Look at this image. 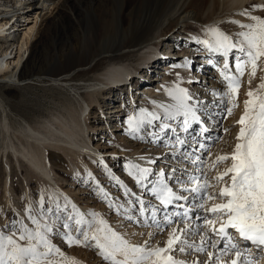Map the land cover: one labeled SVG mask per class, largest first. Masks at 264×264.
I'll return each mask as SVG.
<instances>
[{"label": "bare ground", "instance_id": "1", "mask_svg": "<svg viewBox=\"0 0 264 264\" xmlns=\"http://www.w3.org/2000/svg\"><path fill=\"white\" fill-rule=\"evenodd\" d=\"M243 9H249L252 15L264 18V10H262V13L252 11L249 8V2L246 0H0V83L6 82L9 85L19 86V84H29L33 80L39 79L41 81L49 82L51 87L60 89L65 93L64 90L68 87L73 88L77 86L73 84L75 83V80L81 81V79H86V81L90 80L92 83L95 81L94 84H90L89 86L96 89V91L88 92L90 102L85 100L84 102L86 105L84 108L80 107L79 109L82 108L80 111L77 109L78 107H74L72 97L69 94L65 93L63 97H58L56 94H52L53 106H55L49 111L52 113L50 117L38 120L35 123L28 122L25 126L23 124H18L21 128V132H26L27 139L23 136H18L13 131L11 132L16 120L11 118L7 112L4 113L1 122L2 143L5 158L8 160L6 165L9 169L10 180L7 178L9 182L6 179L4 188H0V198L3 193H5L4 201L0 200V227L11 221L9 218L6 219L7 217H3V211L7 210L8 217H10L14 214V210L9 208V206L17 208L16 205L20 203L14 196L17 195V192L15 191V182H12V178L14 177L12 175L14 164L10 151L16 156L17 164L20 167H22V165L25 166V163L28 164V168L25 170L27 175H25L26 183L23 182L25 189L27 188V185L29 186L31 184V178H35L39 174L44 177L39 178L40 180L42 179L41 188H38V190H34L32 186L31 189L29 188V199L32 204L35 203V199H40L41 194L44 195L45 200L47 201L45 205L46 207H48L47 205L50 206L49 201L53 202L51 199L53 196L61 198L62 195V199L64 200L65 196L61 193V190L68 194L69 192L58 183L59 178L57 179L55 174H59L56 169L59 167L60 172H63V169H67L69 166L74 169L78 162L73 158H70V160L67 159V161L62 155H60V153L52 150L47 141L56 137V140L67 143L69 149H71L70 151L73 150V153L76 152V155L78 152H85L84 149H86V151L88 149L90 152L87 153H91L105 162L108 161L107 157H100L104 152L100 150L98 152L92 144L91 147V138L86 135L87 139H85L84 135L86 130H84V127L79 124V119H81L79 117L82 116V114H84L91 106L94 95L98 94V91L107 94L105 103L108 104V109H112L115 107L111 106L113 103L111 97L114 96L112 94L118 89H123V86H127L126 82H128V79L132 75L137 76L139 72H142L144 77L142 82L151 77L150 79H153L154 82L160 81V83H157V85H155L154 82L149 84L144 83L143 90H141L142 94L140 93V95H136L137 98L134 95L133 100H139L138 104L144 109L157 111L162 114L163 110L154 105L152 101L164 104L173 103L167 90L177 83H179L181 87L189 89L193 94L194 92L195 94L198 93L200 87L199 84H196L195 87H189V82L195 78L193 81L197 83L199 81L198 75L201 74L199 73V70H197L195 77L191 73V65L193 59H195L197 55L200 54L199 57H201L198 66H200V62H206L204 70H202V77H204L205 71L210 67L208 63L210 57L207 51L200 48V44L196 45L194 39L197 38V35L202 39L207 38V36L200 32L202 31L201 29L204 30V27L195 25V22L199 21L209 26L217 23L218 25L227 28V32L232 33L236 30L237 33H239L240 30L243 31L244 29L240 28L238 24L232 23V21L251 23L248 17L241 14ZM224 11H226L225 14H227L228 18H223L220 15V13ZM103 13L107 19L105 29H103L104 26L102 27L101 17ZM180 23L182 27L184 26L183 29H180ZM196 27L198 30L194 31L193 28ZM19 28L23 29L24 32L23 30H21V32L18 31L20 30ZM76 28L81 34V37L78 35V37H80V41H78L79 43H77L78 39H76L74 34ZM236 34L232 36L234 40L237 38ZM170 43H175L178 48H180L179 52H182L183 47H187L188 49L183 50L185 52L182 54L179 53L177 56L172 55L169 51ZM164 44L167 45V47L164 49L163 55L166 54L170 60L167 59L165 55L163 56L162 52L160 53L158 51H161L162 45ZM182 44H185V46L181 47ZM164 57L167 61L162 63L161 60ZM218 57L219 56H216L215 59L217 60ZM137 59L141 61L140 63H136L137 65L135 66L131 65V62H128ZM186 59L191 61L190 66H183ZM222 63L223 60L215 65V69L217 66L215 72H217L220 77L219 69L222 66ZM159 65H163L162 70L158 71L157 74L150 76L149 73L154 72L156 70L155 68H158ZM165 68L169 70L178 68L183 71L180 74V80L175 83H164L168 78V74L164 70ZM261 69H264V59L260 61V69H258L257 75L251 80V83H249V74L246 78L248 84L243 85V82L245 81L242 80L241 85L244 89H239L238 98L240 97V100L238 99V102H240V105L235 108L236 113L231 117L232 120H239L242 115L244 111L243 102L248 99L246 93L249 88L256 89L261 83V77L264 76V70ZM220 80L221 78L219 81ZM118 82L120 83L118 84ZM132 82L133 81L131 80L130 83ZM97 85L100 86L97 88ZM101 86H104L103 89L106 87L103 92L102 90H99L102 88ZM218 86L219 85L212 89L213 93L214 91H218L216 89ZM131 90L129 91L133 92ZM143 93H145L146 96L145 94L143 95ZM213 93L208 101H203L207 102V104L201 108V112L203 113L202 119L206 118L209 120L206 116L209 115L210 117L213 114V106L208 108L209 103L218 99ZM82 95L83 94H81V96ZM81 99L83 98L81 97ZM40 103L44 104L43 102ZM215 104L219 105V110L224 109L223 104L214 103L212 105ZM121 110L122 109L117 107V109L115 108V110L109 112L113 113L114 116L117 112L120 114L119 112ZM219 114H221V112H219ZM214 119H217L216 116ZM203 122L205 124L204 127H207L208 122L205 119H203ZM156 123L158 125L159 122ZM197 126L198 124H193L192 129H197ZM217 128H219V125ZM147 129H149L148 131H158V127H147L146 130ZM177 130L179 131V129ZM189 131L193 132L191 130ZM238 131L239 126L235 131V137L233 136V139L231 138L232 143H226L225 140H222L213 150L211 149V156L208 160L209 165L212 164L217 155L231 153L237 142L236 136ZM21 132L20 134H22ZM194 133L196 132L192 133L193 136ZM205 136L209 137L211 140L207 145L209 147L215 143L217 131L212 134L207 132ZM230 136L228 137L230 138ZM170 137H172V133L168 132L163 140L165 143L164 147L166 148H163L160 152L156 150L154 151V154L151 153V150L144 151L138 148L134 150V154H131V150L126 148L125 150H128L126 154H131L132 157L134 156L135 158L134 160H128V163L129 161H132L143 167H151L154 170L163 168L164 171L166 170V176L170 170V166L181 168H186L185 166H188L189 169L190 167L193 168L188 162L187 164L185 163L182 156L177 155L176 157H173L172 152L175 151V149L171 147L173 141L169 139ZM15 138L16 142L14 141ZM148 139L150 141L149 143H152L153 148H159V146H161H158V143L152 142V139L150 140L149 137ZM51 146L60 147L57 144ZM10 147L12 150H9ZM178 151L182 152L181 149H178ZM110 152L107 154H113L112 159L118 161V157L114 155L116 154V151L112 150ZM183 152L190 151L184 149ZM81 156H83L82 153ZM141 157L146 159H141ZM82 159H86L84 160V164H82L80 168L76 167L75 169L79 174L81 173L80 171H84L86 165L91 166L87 158H84L83 156ZM94 159L93 161H95ZM150 159H156L155 164H149L148 160ZM227 163L228 162L219 165L215 170L210 169L208 171V176H215L217 171H222L223 168L227 166ZM210 171L211 173H209ZM2 174L3 172L0 169V180L4 178ZM94 177L97 182L100 181L99 176L94 175ZM55 186L59 187L60 190L55 188ZM110 186L112 187V185ZM172 186L175 189V185ZM137 187L139 186L137 185ZM103 189L108 193L111 192L109 186H103ZM27 190L26 195L28 196ZM35 192H38V198L35 196ZM139 192L140 195H143L145 200L157 203L152 195L143 192L141 188ZM181 194L187 195V193ZM73 200L77 201L75 198ZM21 202H23V200ZM61 203H63V201H61ZM76 204L79 203L77 202ZM82 208V212H88L85 210L87 208ZM17 209L18 217L24 218L25 223H29L26 219V206L25 209ZM192 215L194 217L195 213ZM29 225L31 227L30 223ZM153 229V231L156 230L155 227ZM165 231L164 236H162L161 233L152 239V246L157 244L163 246L164 241L168 238L167 232L170 231V229H166ZM161 240L162 242H160ZM243 243L244 242L241 241L242 247ZM55 244L59 245L63 251L65 250V247L63 246L65 244L62 245L57 242ZM249 250L253 256L257 255L255 247L249 246ZM72 254V256L70 254L67 255L69 257H74L81 262L84 261L83 257H76V255L79 254V251L76 249L72 251ZM96 256L92 259H96ZM177 256L179 259L188 261L189 264L197 256H199L201 261L207 259L206 255L203 253H193L189 255H181L177 253ZM98 260L99 258L97 256V260L93 264H96ZM253 264H264V256L255 259Z\"/></svg>", "mask_w": 264, "mask_h": 264}, {"label": "snow or ice", "instance_id": "2", "mask_svg": "<svg viewBox=\"0 0 264 264\" xmlns=\"http://www.w3.org/2000/svg\"><path fill=\"white\" fill-rule=\"evenodd\" d=\"M252 8L264 9V5ZM241 14L251 23L232 21L244 29L236 34L235 40L219 26H206L207 38H194L207 51L209 64L220 63L216 56L223 60L219 71L226 87L214 91L218 99L213 103L224 105L225 117L238 107L239 89L246 71L251 83L264 59V18L252 15L249 9H243ZM190 65L191 61L186 59L183 66ZM167 92L173 103L152 101L163 110L162 114L139 109L127 119L128 132L134 138L151 137L154 143H160L171 132L173 157L182 156L194 167L170 166L166 176L163 168L154 170L129 161L126 170L157 203L145 200L118 177L111 176L128 197L125 206V203L111 200L110 194L97 182L98 194L110 201L109 207L117 214L136 224L155 227V231L147 234L149 239L133 243L101 213L82 212L66 197L61 203L59 197L53 196V206L46 207L47 201L41 194L37 206L30 204L25 209L31 227L19 217L0 227V264H82L55 244L53 237H59L68 247L95 250L105 264H189L179 259L177 253H203L207 257L201 261L197 256L190 264H253L255 259L264 256V76L256 89L249 88L246 93L244 111L236 122L239 131L233 150L217 155L211 165L206 143L198 140L188 145L182 136L193 124L203 125L201 108L204 102L179 83ZM147 127H158V131H145ZM208 131L207 127H202V132ZM184 147H191L192 151H178ZM201 149L208 154L204 159ZM155 162V159L148 160L149 164ZM226 162L222 171L209 178L210 169L215 170ZM166 229L170 231L163 246H152L151 240ZM249 246L255 247L256 256Z\"/></svg>", "mask_w": 264, "mask_h": 264}, {"label": "rangeland", "instance_id": "3", "mask_svg": "<svg viewBox=\"0 0 264 264\" xmlns=\"http://www.w3.org/2000/svg\"><path fill=\"white\" fill-rule=\"evenodd\" d=\"M246 1L249 2V8L252 11H254L256 13H260V12L262 13V10H264V9H253L252 8L253 5H264V0H246ZM225 13H226V11L221 12L220 15L223 18H228L227 14H225ZM101 18H102V27L104 26L103 29H105L106 28L105 26L107 24V22H106L107 19H106L104 13H103ZM195 25H199L201 27H204V30L201 29L202 31H200V30L199 31L201 33H203L204 35H206L205 28H206V26H209V25L203 24L202 22H199V21H196ZM180 26H179L180 29H183L184 26L182 27L181 23H180ZM212 26H219V28L229 36H233L237 33L236 30L232 32L233 34L231 32H227V28H224V27L218 25L217 23H214ZM20 28H23V27H20ZM21 30H23V29H20L18 31L21 32ZM193 30L196 31L198 29L196 27V28H193ZM18 31H16V32H18ZM241 31L242 30H240V32ZM23 32H24V30H23ZM74 34H75L76 39H78L77 43H79L78 41H80L79 38L81 37V34L79 33L77 28L74 31ZM78 35L80 37H78ZM191 35H193V34H191ZM196 37L199 39H202L198 35ZM186 40H188V39H186ZM195 43H196V45H199L196 42V39H195ZM170 44L171 45H170L169 51L172 55L177 56V55H179V53H181V54L184 53L185 51H183V50L188 49L187 47L186 48L183 47V46H185V44L184 45L182 44L181 47H183V50H182V52H179L180 48H178V46L175 43H170ZM166 47H167V45L164 44V45H162V48L160 47L161 51L160 50H158V51L160 53L162 52V55H163V51ZM200 48L203 49V46L200 45ZM164 55L167 59L170 60V58H168V56H166V54H164ZM199 56H200V54L197 55L195 57V59H193V62L191 65V73L194 75V77L197 74L196 73L197 70H199V73L202 74V72H203L202 70H204V65L206 64V62H200V66H198L199 65L198 62L201 61V57H199ZM165 57H164V59H165ZM218 58H217V60H220V59L222 60V58L220 56ZM167 59L165 60V62L167 61ZM181 59H182V57H181ZM140 61L141 60L137 59V60H132V61H128V62H131V65L135 66V65H137L136 63H140ZM229 62L231 64L232 60ZM162 63H164V61H162ZM209 66H210L209 69H207V71H205L206 75L204 74V77H202L201 74L198 75L199 81L197 83L193 81V80H195L194 77H192L194 79H192L191 82H189V87H193V86L195 87L196 84L200 85L198 93L195 94V92H194V94L196 96H198V98L201 101H205V100L208 101L211 97V94L213 93L212 89H214V87H217V85H219L218 88H216L218 91L225 89V87H226V82H224L222 80L223 78L220 77L217 74V72H215L217 69V66H216V69H215V66L212 64H209ZM162 68H163V65H159L158 68H155L156 70L154 72L149 73L150 76L157 74L158 71L162 70ZM164 70L168 74V78L165 80L164 83H169V82L175 83V82H177L178 80H180L181 72H183L178 68H173L170 70L165 68ZM167 74H165V75H167ZM247 75H248V72L246 71V73L244 75L245 78L243 77V79H242L246 83L243 82V85L248 84V82L246 81ZM177 76H179V77H177ZM201 78H202V80H201ZM220 78H221V80L219 81ZM213 81H215V82H213ZM0 82H1V79H0ZM74 82L75 83H73V84L77 85V86H75L73 88L68 87L64 91L66 94H69L72 97V100H73L72 102H73L74 107L75 106L78 107L77 109H79L80 107L84 108L86 105L84 101L86 100V101L90 102V99L88 98V92L96 91V89H94V87L92 88L89 86L90 84L91 85L94 84L95 81H94V83H92L90 80L86 81V79H84V80L81 79V81L75 80ZM153 82H154L153 79H149L148 82L145 80L144 83L149 84V83H153ZM31 83H29V84L22 83V84H19V86L9 85L6 82L0 83V169L2 170V172H3L2 175L4 177L0 180V188L1 189L4 188L6 179L8 178L10 180V174L8 171L9 169L6 165L8 163V160L5 158V152L3 150V143H2L1 122L3 120L4 113L7 112L11 118L16 120L11 132L13 131L18 136H20V137L23 136L24 138L27 139V136L25 134L26 132L25 133H24V131L21 132V130H20L21 128L18 126V124H23L25 126L26 123H28V122H32V123L34 122L35 123L38 120L50 117L52 113L49 111L52 109V107L55 106V105L53 106L52 94H56L58 97H63L65 94L60 89H57L55 87H51V84L47 81H41L39 79L38 80L36 79V80H33ZM133 83H134V81L132 82V85H134L136 89L135 88L134 89L133 88L128 89V85H127V86H123V89H121V90L118 89V90H116L115 93L112 94L114 96L111 97V99H113V101H112L113 103L111 106H115L112 109L107 108L108 104L105 103V100H106L105 98H106L107 94H105L103 92V90L106 87L103 89L104 86L103 87L101 86L102 88H100L99 90L100 91L102 90L103 93H100L97 90L98 94L94 95V97L92 99L93 101H92L91 106L87 109V111H85L84 114H82V116L79 117V118H81V119H79L80 120L79 124L82 127H84V130H86V133L84 135L85 139H87V136L89 138H91L90 145L92 144L93 147L96 148V150H98V152H99V150L104 152V153H102V155L100 157H102V156L107 157L108 161H106V162L103 161V164H101V161H100L101 159H99V157H95L91 153H87V152H90V151H88V149H87V151H86V149H84L85 152H78L76 155L75 151H74L75 153H73V150L70 151L71 149H69L67 143H65L64 141L56 140V137H53V139L48 140L47 143L50 145L52 150L56 151L57 153H60V155H62L66 160L67 159L70 160V158L75 159V161L78 162L76 165L77 168H80V166L82 164H84V160H86V159L83 160L82 159L83 156H84V158H87L89 160V163L92 166V168H91V166L86 165V168L84 169V171H80L81 172L80 174L76 172V170H75L76 167H74V169H73L72 167L69 166L67 169L64 168L63 172H60L59 167L56 169L58 171V174H59V175L55 174L56 178L57 179L59 178L58 183L64 189L68 190L70 195L68 193L62 191V190H61V193L64 194V196L71 202V204H75L80 210L82 207H84V208H87V209H85L87 211L95 210L96 212L101 213L102 215H104V218L106 220H108L109 224H111L114 228H117L116 229L117 231L127 234V238L130 239L133 243H141L144 240L149 239V236L147 234L149 232H153L154 226L149 227V226H145L144 224H136L134 222H131V221L124 219L123 216L117 214L116 211H114L112 208L109 207L110 201L103 200L101 198V195L98 194V185H97V181L95 180V177H94V175L99 176V178H100V181H98L99 187L103 188V186H106V187L109 186V189L111 190V192H109L111 200H116L118 203H125V206H127L126 201H127L128 197H125L124 190L111 178V176L118 177L121 181H123V183L125 185H127L128 188H130L133 192L137 193V195H140V192H139L140 188L137 187L135 179L126 170V167L128 165V160H130V159L134 160L135 159L134 156L132 157L131 154H134V150L136 148H138L140 150H144V151L151 150V153H153V154L155 153L154 151H156V150H158V152H160L163 148H166V147H164V145H165V143L163 141L164 139L160 143H158V146L161 145V146H159V148L158 147L153 148L152 143H149L150 141H149L148 137L145 139H139V138H134L132 135L129 134L127 119L130 115L136 114L138 112V110L142 108V106L140 107V104H138L139 100L138 101H136V99L133 100V96L134 95L138 96V95H140V93L142 94L141 90H143V87H144L143 82H142V84L140 83L141 85H139V84L137 85V83H135V84H133ZM154 83H155V85H157V83H160V81H156ZM100 85H97V88ZM221 86H223V87H221ZM141 87H142V89H141ZM95 88H96V86H95ZM240 88L244 89L242 85ZM129 90H131L133 92H130ZM80 93L83 95L81 96ZM144 94L145 93H143V95ZM137 96H136V98H137ZM145 96H146V94H145ZM81 97L83 99H81ZM238 99L240 100V97ZM40 102H43L44 104H42ZM213 102L214 101H212V103H209V106H208V108H211V106H213V114L210 117H209V115L207 116V118L209 120H207L206 118H203L208 122V127L210 126L213 129V131H211V132L208 131V132L212 134L213 132L215 133V131H217V136H218V137L216 136L215 143H213L209 147L207 146L209 151H211V149L213 150L215 148V146L218 145V143L221 142L222 140L223 141L225 140L226 143L227 142L232 143L233 136L235 137V131L238 128V125L236 123L238 120H235V119L232 120L231 119V117H233L234 114L236 113V109L235 108L233 109L232 115L225 117L224 111L219 110V105H216V104L212 105V104H214ZM206 104H207V102H204V105H206ZM239 105H240V102H238V106ZM117 107H119V109H122V110L119 112L120 114H118V112H117V114H115L113 116V113H111L109 111L115 110V108L117 109ZM81 109H79V111ZM219 112H221V114H219ZM215 116L217 119H214ZM112 119H114V120H112ZM109 121H110V123H109ZM218 125H219V128H217ZM223 129H228V131L224 132ZM234 129H236V130H234ZM148 130L149 129H147V130L145 129V131H148ZM19 131L22 134H20ZM221 136L223 138L218 139ZM228 136H230V138ZM149 138H150V140L152 139L151 137H149ZM224 138H226V139H224ZM229 140H231V141H229ZM14 141L16 142V138L14 139ZM31 141H33V140H31ZM53 144H55V145L57 144L60 147H57V146L52 147L51 145H53ZM167 144H168V141H167ZM92 145H91V147H92ZM126 148L127 149L129 148V150H131V154H126V152L128 151V150L127 151L125 150ZM73 149H76V148H73ZM9 150H12L11 147L9 148ZM112 150L116 151V154H114V155L118 157V161H116V159H112L113 154H111V155L107 154L108 152H110ZM200 151H201V153H203L202 159H204L208 154L204 153L203 149H201ZM10 152L12 154L11 158L13 159V164H14L13 165L14 167L12 169V175L14 176L12 178L13 179L12 182H15L14 186H16L15 191L17 192V195H14V196L20 202L19 204L16 205V207L20 208V209H25V206L27 207L30 204L33 207H35V206H37V202L39 200L35 199V203L34 204L31 203V201L29 199L30 198L29 197V192H30L29 188L31 189V186L34 190H38V188H41L42 187V181H41L42 179L40 180L39 178H42L43 176L41 174H39L37 177L31 178L30 179L31 184L29 186L28 185L26 186L28 188V190H27V188L25 189L24 183H26L25 181H26V176H27L25 170H26V168H28V164L25 163L26 167L24 165H22V167H20L17 164V159H16V156L14 155V153H12V151H10ZM81 153L83 156H81ZM120 156H121V158H120ZM92 157H94L95 159ZM93 159L95 161H93ZM209 159L210 158H208V160ZM181 161H183V160H181ZM92 163H93V165H92ZM185 163L187 164V161H185ZM104 165H106L107 167H104ZM191 166H193V165H191ZM185 167L188 168V166H185ZM191 168L192 167H190V169ZM109 170H110L112 175L109 174ZM87 173L88 174L90 173L91 176H89ZM209 173H211V171ZM77 179H81V180H77ZM9 180H8V182H9ZM33 181H34L35 185L33 184ZM40 183H41V185H40ZM110 185H112V187ZM55 188L60 190L59 187L55 186ZM23 190H25V191H23ZM26 190L28 192V196L26 195ZM2 196H1L0 200L4 201L5 193H3ZM35 196L38 198V196H39L38 192H35ZM74 198L77 199V201L76 200L74 201L73 200ZM60 199H61V201H63L62 195H61ZM153 199H154V197H153ZM22 200H23V202H21ZM48 200H49V198H48ZM77 202L79 204H76ZM49 203H50V206H53V202L49 201ZM47 206L49 207V205H47ZM9 208H12L14 210V214L11 215L10 217H8V212H7V210H5L2 213L3 217H5V218L7 217L6 219L9 218L10 220L17 218L18 217V209L13 207V206L12 207L9 206ZM165 232L166 231H164V233H162V236L165 235ZM141 233H143L144 235H140ZM53 242L54 243L57 242V243H60L62 245L65 244L59 237H53ZM160 242H162V240ZM151 243H152V240H151ZM63 246L65 247V250H64L65 253L70 254L71 256L73 255L72 254L73 250L76 249L77 251H79L80 256L78 254V255H76V257H83L84 261H82V264H93V263H95V261L97 260V256H98L99 260L97 261L96 264H105V262L102 260V258H100V256L97 255L95 250H92V249L86 248V247H81V246H72L74 248L73 249L72 247H68L66 244ZM70 249L71 250L73 249V250L71 251ZM94 256H96V259H92V258H94ZM191 259H192V257H191Z\"/></svg>", "mask_w": 264, "mask_h": 264}]
</instances>
